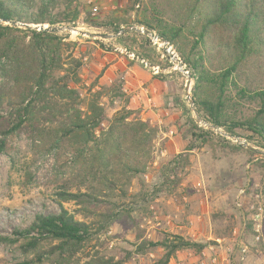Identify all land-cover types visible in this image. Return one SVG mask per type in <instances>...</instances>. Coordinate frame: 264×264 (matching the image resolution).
Masks as SVG:
<instances>
[{
	"label": "rangeland",
	"instance_id": "374dc122",
	"mask_svg": "<svg viewBox=\"0 0 264 264\" xmlns=\"http://www.w3.org/2000/svg\"><path fill=\"white\" fill-rule=\"evenodd\" d=\"M79 2L84 10L75 22L77 29L113 34L116 32L90 23L115 18L133 21L136 0ZM18 23V28L28 29L21 25L25 22ZM58 34H67V40L78 42L80 52L85 54L80 69L82 82L95 84L94 89L104 88L101 103L108 119L120 109H133L141 120L157 129L152 142L153 162L145 172L119 178L127 190L125 196L118 188L110 190L107 196H101L104 202L94 201L88 212L84 205L62 200L57 194L77 173L75 153L62 145L40 142L26 127L0 134V264H85L97 256H112L120 264H151L162 249L139 248L144 241H158L165 234H183L190 241V229L205 248H219L214 251L221 260L227 257L229 264H264V243L254 238L256 214L264 236V154L248 152L250 149L242 145L238 148L240 144L234 139L214 131L205 142L196 137L189 143L195 125L204 127L196 122L184 95L186 76L175 61L165 58L161 41L150 38L149 43L131 31L121 35V41L76 31ZM5 83L0 76V87ZM85 91L80 89L82 97ZM0 115L12 117L6 106ZM189 144L191 149L186 150ZM67 189L76 191L74 186ZM80 190L84 192L85 187ZM240 190L243 193L239 194ZM60 205L77 219L84 215L101 219V228L95 226L90 239L73 252H52L55 240H42L35 249L26 251V239L14 231L27 227L39 212H58ZM166 215L171 216V224L162 221ZM157 216L163 226L155 225ZM225 228L224 237H214L217 229L224 232Z\"/></svg>",
	"mask_w": 264,
	"mask_h": 264
},
{
	"label": "trees",
	"instance_id": "16d2710c",
	"mask_svg": "<svg viewBox=\"0 0 264 264\" xmlns=\"http://www.w3.org/2000/svg\"><path fill=\"white\" fill-rule=\"evenodd\" d=\"M83 10L79 0H0L3 21L75 26ZM132 23L173 46L193 80L192 99L206 122L264 150V0H136L133 21L115 18L90 25L118 32ZM131 33L151 43L147 35ZM78 45L67 40V34L0 22V76L6 80L0 87V110L6 106L12 116L0 115V134L26 127L40 142L62 145L75 153L77 173L57 194L62 200L84 205L89 212L91 204L103 203L101 196L110 190L118 188L121 195L127 194L119 178L146 171L153 162L157 129L133 109H120L112 118L106 117L101 103L104 88L94 89L95 84L82 82L85 54ZM165 58L169 59L166 53ZM194 128L189 143L196 137L205 142L214 135L210 129ZM187 147L191 149L190 144ZM73 186L75 192L67 189ZM85 217L77 219L60 205L56 213L35 214L27 227L14 234L26 239V251L42 240H55L52 252H73L90 239L95 226L101 228V219ZM226 230L217 229L214 237H224ZM189 240L165 234L158 241H144L139 248H161L162 254L151 264H168L177 250L197 253L205 247ZM85 264L120 262L112 256H97Z\"/></svg>",
	"mask_w": 264,
	"mask_h": 264
},
{
	"label": "water",
	"instance_id": "95a60500",
	"mask_svg": "<svg viewBox=\"0 0 264 264\" xmlns=\"http://www.w3.org/2000/svg\"><path fill=\"white\" fill-rule=\"evenodd\" d=\"M0 22L6 23V24L15 25V26L20 25V23L14 22V21H3V20H0ZM21 25H24L25 27L30 28V29L43 30V31L52 32V33H59V32H62V31H76V32H78L81 35H86V36H89V37H102V38L118 37V36H121V35H123V34H125L127 32L135 31V32L143 33V34L147 35L149 38H151L153 40H158L159 41V40L162 39L157 34L148 32L143 27H139L138 25H129V26L121 27L118 32L113 33V34L92 33V32H89V31H83V30L77 29L75 26H72V25L50 26L48 24H36V25L32 26V25L25 24V23L21 24ZM161 42L163 44L162 45L163 46V50L167 53V55L169 56V58L172 61H175L177 63L178 70L180 72H182L186 76V83H185V87H184V95H185V97L187 98V100L189 102L190 109L192 110V112H193V114L195 116L196 122L200 126H203L206 129H210V130H212V131H214V132H216L218 134H221L223 136L231 137L238 144H240V145H242V146H244V147H246V148H248L250 150L259 152L261 154H264L263 150L251 146L250 144H248L244 140H242V138L239 137V136H233L231 134L226 133L221 128H218L217 126L206 122L200 116V114L198 113V111L196 109V106L194 104V101H193L192 95H191V88H192V87H190L191 82H192L191 76L189 75L188 71L186 70L185 65L183 64L182 60L179 58L177 52L172 48V46L169 45V43L166 40H162Z\"/></svg>",
	"mask_w": 264,
	"mask_h": 264
},
{
	"label": "crops",
	"instance_id": "0c3cea01",
	"mask_svg": "<svg viewBox=\"0 0 264 264\" xmlns=\"http://www.w3.org/2000/svg\"><path fill=\"white\" fill-rule=\"evenodd\" d=\"M159 121L162 122V120H159ZM162 153H166V151ZM157 218H158V221L155 222L156 226L162 225V221H165L166 224H169V223L171 224V218L166 219L164 217L162 221L160 217L157 216L156 219ZM148 223H150V221H148ZM187 234L193 241L199 242L197 241L196 233L193 229H190V231H188ZM146 236L149 238L151 235L148 233ZM181 236H183V234ZM217 249L219 250V248L214 247V246H211L210 248L204 247L200 252H197V253L193 251L192 249L177 250L175 252V255L170 259L168 264H225L224 262H227L225 261L227 257L224 256L221 260L220 254L218 253V251H214ZM224 251L225 253H227L226 252L227 250L224 249ZM226 264H229V262H227Z\"/></svg>",
	"mask_w": 264,
	"mask_h": 264
},
{
	"label": "built area",
	"instance_id": "2783aa9c",
	"mask_svg": "<svg viewBox=\"0 0 264 264\" xmlns=\"http://www.w3.org/2000/svg\"><path fill=\"white\" fill-rule=\"evenodd\" d=\"M241 193H243V190H240L239 194H241ZM259 217H260L259 214H256V215L254 216V220H255V222H256V229H255V231H256V233H257V235H256V240H257V239H261V241L264 243V236H262V235L260 234V227H261V224L259 223V222H260V218H259ZM165 218H166V219H170L171 216H170V215H166ZM155 220L158 221V218L156 219V217H155ZM157 225H159V224H157ZM227 250L229 251V248H228Z\"/></svg>",
	"mask_w": 264,
	"mask_h": 264
},
{
	"label": "bare ground",
	"instance_id": "6f19581e",
	"mask_svg": "<svg viewBox=\"0 0 264 264\" xmlns=\"http://www.w3.org/2000/svg\"><path fill=\"white\" fill-rule=\"evenodd\" d=\"M72 32H75V31H72Z\"/></svg>",
	"mask_w": 264,
	"mask_h": 264
}]
</instances>
